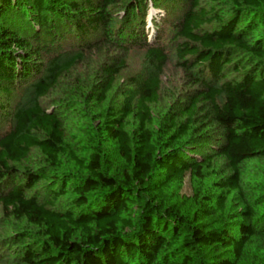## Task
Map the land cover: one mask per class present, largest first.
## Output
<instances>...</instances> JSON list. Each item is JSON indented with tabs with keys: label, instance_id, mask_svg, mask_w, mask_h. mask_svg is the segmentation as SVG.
Returning <instances> with one entry per match:
<instances>
[{
	"label": "trees",
	"instance_id": "obj_1",
	"mask_svg": "<svg viewBox=\"0 0 264 264\" xmlns=\"http://www.w3.org/2000/svg\"><path fill=\"white\" fill-rule=\"evenodd\" d=\"M202 1L0 0V264H264V0ZM149 9L185 73L157 119L169 55ZM66 40L76 54L46 69L43 49ZM132 47L153 71L107 105ZM93 53L100 71L65 91L66 110L8 108L20 85L47 97ZM34 152L42 163L24 165Z\"/></svg>",
	"mask_w": 264,
	"mask_h": 264
},
{
	"label": "rangeland",
	"instance_id": "obj_2",
	"mask_svg": "<svg viewBox=\"0 0 264 264\" xmlns=\"http://www.w3.org/2000/svg\"><path fill=\"white\" fill-rule=\"evenodd\" d=\"M201 5L210 8L213 7L214 4L209 3L208 1H202ZM148 15V28L146 31L148 33L149 39L151 40H163L166 45V49L169 55L168 65L164 68L162 74V90L160 99L157 104L152 106V111L157 119L161 115L165 114L166 111L172 106L173 101L176 97H181L183 92L185 91V73L181 67L177 65V55L175 50V43L171 41V37L173 35V31L170 26L166 24H162L157 27L154 22H152V17H155L156 20H159L161 16H158L159 12L157 10L149 9ZM114 14V23H113V34L119 30L121 26L120 21L123 14V8L121 6L114 7L112 10ZM78 51V47L69 40L63 41L57 46L52 47L51 49H43V60L45 61V68H50L52 66L51 61L54 58H58L59 62H65L69 60L76 52ZM89 61L85 62L77 67H74L71 71L64 74L60 79V85L58 89L54 90L49 96L36 100L33 94V89L30 87L31 83L20 85L16 90L15 98L13 103L8 105V108H13L17 106H32L36 102L40 103V106L47 111H61L66 110L63 106H61V98L65 91L67 90H75L78 88V81L83 82L90 87L93 82L94 75L100 71L101 65L105 60V53L103 56L98 55L96 53L92 54V57H89ZM153 71V67L149 64L145 57V49L139 47H132L129 49L127 54V63L126 68L122 71L120 76L117 78L115 82L114 89L109 93L107 98V105H117L121 104L125 99L126 93L128 92V87L130 86V78L135 77L137 79H141L146 77ZM47 72V71H46ZM3 98L0 97V100ZM60 104V105H58ZM77 104V108L80 109V113L84 112L86 114L91 115L94 112L92 105L88 103L83 104L79 102L72 103L67 106L73 107ZM74 108V107H73ZM1 110V108H0ZM88 122H92L91 119H87ZM131 126L130 129L135 127L134 120L130 118ZM6 125H2V128H5ZM72 127V131L76 132V126L70 125ZM42 157L37 152L32 154V157L24 164L31 167H38L42 163ZM184 193H190L191 187L189 178L187 177L184 188ZM59 205H63L64 207L68 204V198L63 197L60 199ZM3 210L0 206V239L7 234L10 233V227L8 224H5L3 221ZM3 264H13L10 262H6Z\"/></svg>",
	"mask_w": 264,
	"mask_h": 264
}]
</instances>
